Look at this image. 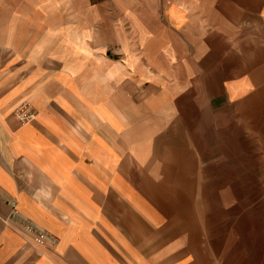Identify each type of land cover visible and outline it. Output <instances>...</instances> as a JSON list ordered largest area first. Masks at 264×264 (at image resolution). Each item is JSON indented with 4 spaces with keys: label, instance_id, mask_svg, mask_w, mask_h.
<instances>
[{
    "label": "rangeland",
    "instance_id": "obj_1",
    "mask_svg": "<svg viewBox=\"0 0 264 264\" xmlns=\"http://www.w3.org/2000/svg\"><path fill=\"white\" fill-rule=\"evenodd\" d=\"M170 5L79 0L65 3L61 24L97 30L95 58L104 63L96 65V101L103 102L100 81L111 73L114 125L126 67L130 90L144 81L145 131L129 137V154L133 177L144 171L133 181L143 183L145 264H264V0L187 4L194 8L171 15L188 18L182 36L166 23ZM154 12L167 34L159 40L150 35ZM87 41H78L86 55L93 53ZM164 105L170 114H157ZM159 117L171 128L166 138Z\"/></svg>",
    "mask_w": 264,
    "mask_h": 264
},
{
    "label": "crops",
    "instance_id": "obj_2",
    "mask_svg": "<svg viewBox=\"0 0 264 264\" xmlns=\"http://www.w3.org/2000/svg\"><path fill=\"white\" fill-rule=\"evenodd\" d=\"M77 1L0 0V264H145L144 213L138 204L143 183L133 181L143 180L144 171L133 177L129 154V137L135 132L138 139L145 131L144 81L137 80V90H130L126 64L121 121L114 125L107 101L111 73L104 72V100L100 106L96 101V65L103 61L95 58L97 30L61 25L65 3ZM112 1L169 3L166 23L182 36L188 18L171 15L194 8L187 4L210 0ZM37 19L41 26L31 23ZM150 22L156 27L150 33L154 39L167 35L155 12ZM198 32L201 36V28ZM81 36H88L93 53H81ZM158 75L167 81L165 73L159 70ZM130 97L136 99L131 110ZM24 102L36 113L25 125L14 114ZM167 113L170 108L164 105L157 114ZM160 123L159 117L166 138L171 128ZM114 129L121 132L114 134ZM118 134L120 142L114 139ZM136 145L139 164L144 140ZM14 206L23 218L57 237L58 245L36 246L4 224ZM168 264L176 262L169 259Z\"/></svg>",
    "mask_w": 264,
    "mask_h": 264
},
{
    "label": "built area",
    "instance_id": "obj_3",
    "mask_svg": "<svg viewBox=\"0 0 264 264\" xmlns=\"http://www.w3.org/2000/svg\"><path fill=\"white\" fill-rule=\"evenodd\" d=\"M15 116L21 124L25 125L35 119L36 113L29 103L24 102L15 108ZM4 223L15 233L25 237L36 246L54 248L58 245L57 237L41 230L33 222L23 218L15 206L10 216L4 220Z\"/></svg>",
    "mask_w": 264,
    "mask_h": 264
}]
</instances>
